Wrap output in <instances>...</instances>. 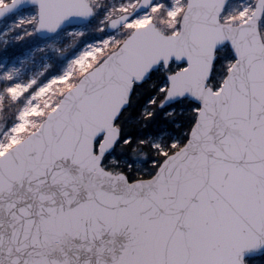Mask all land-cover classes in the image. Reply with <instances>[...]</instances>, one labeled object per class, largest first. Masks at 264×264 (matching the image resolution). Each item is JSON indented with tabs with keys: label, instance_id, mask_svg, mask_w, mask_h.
I'll return each instance as SVG.
<instances>
[{
	"label": "snow or ice",
	"instance_id": "6c2138e0",
	"mask_svg": "<svg viewBox=\"0 0 264 264\" xmlns=\"http://www.w3.org/2000/svg\"><path fill=\"white\" fill-rule=\"evenodd\" d=\"M0 264H264V0H0Z\"/></svg>",
	"mask_w": 264,
	"mask_h": 264
}]
</instances>
